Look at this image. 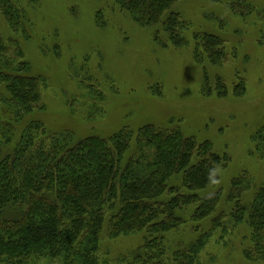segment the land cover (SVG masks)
I'll list each match as a JSON object with an SVG mask.
<instances>
[{
  "label": "trees",
  "instance_id": "1",
  "mask_svg": "<svg viewBox=\"0 0 264 264\" xmlns=\"http://www.w3.org/2000/svg\"><path fill=\"white\" fill-rule=\"evenodd\" d=\"M176 1L112 0L138 25L156 28L158 43L165 45L163 36L178 46L185 43L187 23L173 9ZM205 1L222 3L241 15L255 12L264 23V8L256 9L252 0ZM0 17L12 32L23 30L26 13L17 0H0ZM194 40L198 61L207 58L216 65L225 60L218 35L198 32ZM30 70L17 39L0 32V85L5 93H0V264H37L42 258L57 264H100L105 227L111 239L144 233L128 257H120L123 263L199 264V252L226 215L250 229L244 256L264 260V184L246 206L241 193L251 187V180L245 172L233 178L228 198L234 205L228 213L212 215L220 191L204 196L198 191L216 185L217 166L227 157L215 152L210 141H197L176 126L151 123L135 133L126 127L107 138L74 139L72 132L52 135L40 120L29 116L24 121L43 106L39 103L45 80ZM210 87L206 76L202 91L209 94ZM215 88L218 95L226 94L220 78ZM244 89L238 81L235 93ZM96 96L101 95L92 98ZM96 107L87 106L88 116L96 115ZM253 140L258 155L264 156V125ZM191 206V216L184 217L182 212ZM210 216L209 231L168 255L169 231L187 219L201 222Z\"/></svg>",
  "mask_w": 264,
  "mask_h": 264
},
{
  "label": "rangeland",
  "instance_id": "2",
  "mask_svg": "<svg viewBox=\"0 0 264 264\" xmlns=\"http://www.w3.org/2000/svg\"><path fill=\"white\" fill-rule=\"evenodd\" d=\"M17 1L26 13L23 30L12 32L0 17V32L17 39L31 74L45 80L39 103L42 108L26 115L24 121L33 117L50 134L72 132L74 139L92 135L107 138L126 127L135 133L148 123L179 127L197 141H210L215 152L227 157L217 166L216 185L198 191L200 196L220 191L212 215L228 213L234 205L228 198L231 182L244 172L251 187L241 193V201L250 205L254 191L264 184V156L258 155L253 140L264 125L261 15L234 13L222 3L177 0L173 9L187 23L185 43L177 46L163 36L165 45L158 43L154 39L156 28L138 25L112 0ZM252 3L255 8H264V0ZM198 32L223 40L226 58L221 64L196 59L194 34ZM206 76L212 87L209 94L202 91ZM217 78L226 85L225 95L216 91ZM238 81L245 88L239 95L235 93ZM0 93L5 95L2 85ZM98 93L100 98H92ZM93 104L96 115L88 116L87 106ZM193 209L191 206L182 215L189 218ZM212 217L201 222L187 219L169 231L168 255L195 240L201 231H209ZM249 231L245 222L236 225L226 215L221 226L212 229L198 263L264 264V260L244 256ZM143 237V232H136L111 239L105 227L99 263L126 264L120 257L138 246ZM37 264L57 263L42 258Z\"/></svg>",
  "mask_w": 264,
  "mask_h": 264
}]
</instances>
